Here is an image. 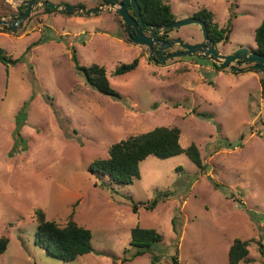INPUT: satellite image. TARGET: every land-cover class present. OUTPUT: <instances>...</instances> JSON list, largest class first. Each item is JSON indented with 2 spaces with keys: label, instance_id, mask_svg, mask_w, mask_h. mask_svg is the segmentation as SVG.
I'll return each instance as SVG.
<instances>
[{
  "label": "rangeland",
  "instance_id": "rangeland-1",
  "mask_svg": "<svg viewBox=\"0 0 264 264\" xmlns=\"http://www.w3.org/2000/svg\"><path fill=\"white\" fill-rule=\"evenodd\" d=\"M3 1L0 14L8 5L14 8ZM167 2L176 19L201 8L211 11L218 27L230 29L229 39L216 44L222 53L256 47L254 30L263 18L264 0ZM75 14L40 7L14 31H0L4 53L22 56L16 64L0 62V235L9 238L0 264H152L149 252L120 260L136 224L162 235L152 245L159 264H170L175 254L180 264H229L234 238H252L248 260L239 264H264V71L249 70L250 63L237 70L216 68L199 55L158 62L146 45L126 37L116 10ZM166 35L202 40L194 23ZM135 57L136 69L113 74ZM93 63L105 67L120 98L87 84L77 64ZM24 102L23 141L17 142L15 118ZM159 125L177 126L181 146H198L202 169L184 153L149 155L139 162L140 177L132 183L114 189L100 185L89 164L106 157L112 143ZM157 197L152 210L132 211L133 202ZM37 208L59 223L73 212L74 220L91 230L96 251L68 261L49 255L34 243ZM174 215L178 237L171 225Z\"/></svg>",
  "mask_w": 264,
  "mask_h": 264
},
{
  "label": "trees",
  "instance_id": "trees-1",
  "mask_svg": "<svg viewBox=\"0 0 264 264\" xmlns=\"http://www.w3.org/2000/svg\"><path fill=\"white\" fill-rule=\"evenodd\" d=\"M101 1L107 2V0ZM136 1L140 9L141 17L147 26L168 24L176 20V16L167 0ZM2 2L4 3L3 0ZM78 5L82 4L79 3ZM26 7L27 5L23 3L15 10L8 5L9 9L0 15L15 22L19 14ZM43 10L46 12H61L68 15L75 14L65 13L48 7H43ZM129 11L135 16L133 9L129 8ZM192 16L205 22L209 38L215 45L223 39L225 41L229 39L228 33L230 29L228 27H218L211 11L201 8L195 11ZM20 24L18 26H20ZM150 30L152 31V28H150ZM169 30L164 31V37L167 36L166 34ZM0 31L7 32L14 30L10 25H0ZM254 40L256 42V47L253 50L264 54V13L260 24L254 30ZM34 44H36V41L29 44L26 51ZM21 59L22 56L16 58L8 56L4 53L3 48H0V62L6 66L16 64L20 62ZM73 59L77 61L75 55H73ZM138 63L139 59L137 57L133 58L130 62L121 63L114 68L113 74L117 76L131 72L136 69ZM214 66L216 68L222 67L216 64H214ZM77 67L84 75L87 84L94 87L98 92L112 98L121 97L120 93L111 86L104 66L93 63L88 66H79L77 64ZM249 70L260 72L259 69L254 67L253 63H250ZM25 105L26 102H24L19 109L15 118L16 127L14 128V136L17 142L23 141L21 137V128L26 119L24 113ZM179 137L180 129L175 125H159L148 131L129 135L124 139L112 143L108 148V155L104 158L94 159L89 164L88 169L99 179L100 185L108 186L111 189L116 188L114 185L129 184L132 183L135 178H139L140 173L138 164L149 155L158 158H168L184 153L195 165L202 169L203 161L198 146L195 143H190L188 146L183 147L179 142ZM95 184H97V182H95ZM158 201L159 198L157 197L150 201L133 202L131 209L134 213H136L140 207L146 210H152ZM34 215L36 221L34 243L45 249L49 255L68 261L80 255L96 251L91 241V230L78 224L73 218V212L69 214L68 219L64 223H59L53 219H47L44 210L40 208L35 210ZM177 218V215L171 218V225L173 232L178 237L180 235V228L177 226ZM130 236L129 248L124 249L123 256L120 259L121 262L133 260L149 252L151 263L159 264L158 256L152 252V245L162 239V235L159 232L153 228H144L136 224L130 229ZM251 240L252 238L246 240L234 238L232 240L228 249L229 264H239L241 261L248 260V245ZM8 242L9 238L7 236L0 235V254L6 250ZM260 246V248L263 247L262 244H260ZM170 264H180L177 254L171 257Z\"/></svg>",
  "mask_w": 264,
  "mask_h": 264
},
{
  "label": "water",
  "instance_id": "water-1",
  "mask_svg": "<svg viewBox=\"0 0 264 264\" xmlns=\"http://www.w3.org/2000/svg\"><path fill=\"white\" fill-rule=\"evenodd\" d=\"M12 4L17 9L21 4H26L27 7L19 14L17 20L12 22L6 17L0 15V25H10L15 30L18 24L29 16L35 9L40 7H48L51 9L59 10L65 13H76L83 15L96 14L107 10H116L122 17L125 24L127 37L129 40L137 44L146 45L151 52V59L163 62L167 58L185 56V55H199L211 58L215 64H219L222 67H229L230 69L237 70L238 64L241 62L254 64V67L264 71V54L258 53L252 49L244 46H240L237 49L229 52L222 53L217 45L209 38L206 24L203 20L195 16H186L175 21L162 24V25H150L152 28L151 35H146L143 32L146 24L144 23L138 3L136 0H123L122 2H116L115 0L103 3L96 6H84L78 4L69 3H56L49 0H5ZM129 8H132L135 12V17L129 12ZM197 24L201 27L202 40L200 42H186L180 37H169L168 40L157 38L159 33L165 30L173 29L179 26L187 24ZM174 44H178L181 49L174 52L165 53V51ZM159 47V52L157 51ZM157 55V58H156Z\"/></svg>",
  "mask_w": 264,
  "mask_h": 264
},
{
  "label": "flooded vegetation",
  "instance_id": "flooded-vegetation-1",
  "mask_svg": "<svg viewBox=\"0 0 264 264\" xmlns=\"http://www.w3.org/2000/svg\"><path fill=\"white\" fill-rule=\"evenodd\" d=\"M111 1H113V0H107V2H104V1H102L103 3H108V2H111ZM116 2H122L123 0H115ZM132 9V8H131ZM130 12V11H129ZM136 16V15H135ZM134 16V17H135ZM124 27H125V24H124ZM151 27L150 26H147L146 25V27H144V29H143V32L146 34V35H151V33H152V31L151 32H149V33H147V31L150 29ZM125 31H126V28H125ZM127 32V31H126ZM126 37H127V33H126ZM128 38V37H127ZM157 38H159V39H163V40H168V36H165L164 37V35H163V32L162 33H159L158 35H157ZM170 48V47H169ZM169 48L165 51V53H168V52H170L169 51ZM178 49H181L180 47L178 48ZM252 49V48H251ZM253 50V49H252ZM157 51L159 52V47H157ZM150 55H151V52H150ZM156 58H157V55H156ZM208 59H210L211 60V58H208ZM212 61V60H211ZM214 63V62H213ZM248 63H251V62H248ZM215 64V63H214ZM243 64H247V63H244V62H242V60H241V62L237 65L238 67H240V66H242ZM217 66H220L219 64H216Z\"/></svg>",
  "mask_w": 264,
  "mask_h": 264
}]
</instances>
